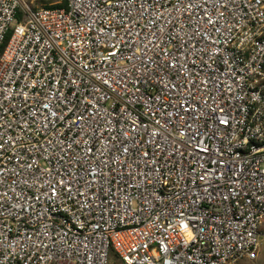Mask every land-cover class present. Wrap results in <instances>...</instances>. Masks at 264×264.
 <instances>
[{
    "label": "built area",
    "instance_id": "1",
    "mask_svg": "<svg viewBox=\"0 0 264 264\" xmlns=\"http://www.w3.org/2000/svg\"><path fill=\"white\" fill-rule=\"evenodd\" d=\"M63 1L0 0V264L257 258L264 0Z\"/></svg>",
    "mask_w": 264,
    "mask_h": 264
},
{
    "label": "rangeland",
    "instance_id": "2",
    "mask_svg": "<svg viewBox=\"0 0 264 264\" xmlns=\"http://www.w3.org/2000/svg\"><path fill=\"white\" fill-rule=\"evenodd\" d=\"M32 2V4H37L39 6H42L44 4H50L57 2L59 0H29ZM261 229L264 232V220L261 224ZM226 264H264V239L262 240L261 247L258 252V256L255 259H243L237 262H228Z\"/></svg>",
    "mask_w": 264,
    "mask_h": 264
},
{
    "label": "trees",
    "instance_id": "3",
    "mask_svg": "<svg viewBox=\"0 0 264 264\" xmlns=\"http://www.w3.org/2000/svg\"><path fill=\"white\" fill-rule=\"evenodd\" d=\"M65 5H66V4H65V1L60 0V1H57V2H54V3L44 4V5H42V6H44V7H62V6H65ZM33 7H34V8H38L39 5H37V4H33ZM10 34H11V30H9V31L6 33L4 40L2 41V43H1V45H0V53H1L2 50L4 49V47H5V45H6L7 41H8V39H9V37H10ZM110 256H111V258L114 257V253H113L112 250L110 251Z\"/></svg>",
    "mask_w": 264,
    "mask_h": 264
}]
</instances>
